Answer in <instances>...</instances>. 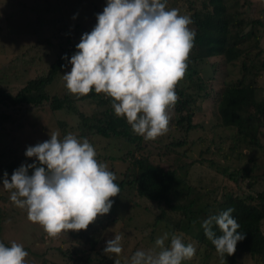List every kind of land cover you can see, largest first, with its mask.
Returning a JSON list of instances; mask_svg holds the SVG:
<instances>
[{"label":"trees","instance_id":"1","mask_svg":"<svg viewBox=\"0 0 264 264\" xmlns=\"http://www.w3.org/2000/svg\"><path fill=\"white\" fill-rule=\"evenodd\" d=\"M104 1L107 4V0ZM243 3L247 1L244 0ZM168 7L178 8L181 14L189 15L193 21L190 27L196 35L189 57L192 65L189 60L187 61L186 79L190 82L198 80V92L203 90L204 81L198 77L197 68L206 59L219 58L225 67L223 77L225 79L217 85L212 98L217 109L219 124L226 129H231L234 139L228 148H224L221 144L217 145L214 154H219L224 160L240 159L241 162L243 158L245 159V155H241L240 149L248 150V153H254L253 150L256 149L263 154L262 159L257 156L249 157L244 165H239L237 168L227 166L221 168L214 161L192 159L189 163L178 167L183 170L181 175L175 168L165 169L161 165L153 164L150 160L153 153L145 152L150 146L157 145L159 141L146 140L137 135L126 118L115 115L111 107V98L103 93L97 94L93 90L87 96H79L73 100L66 86L63 88L62 95H52L49 92L48 87L55 82L59 73L71 67L70 59L77 51L76 45L80 42L82 35L90 32L94 26L88 28L82 22L68 26L62 19H44L37 14L32 23L31 40L26 43L23 41L21 46H12V51H16L12 56L4 55V62L0 63V84L12 76H18L21 67L31 69L45 61L47 71L30 79L15 94L0 85V147H5L17 138V133L5 125L11 122L13 117L15 118L14 112L24 107L36 110L47 109L48 113L55 117L54 123L57 124L61 139L68 134L67 126L63 121L56 119V116L72 113L78 119L77 131H81L76 135L77 138H87L93 144L99 161L100 156L95 139H119L130 146H135L134 150L120 157H108L103 162L106 160L112 163L120 162L126 166L123 177L117 178L116 181L121 191L114 197L115 200L124 198L126 201L135 202L136 205H139L138 201L145 203L147 212L153 216V223L147 224L138 231L141 235L139 245L145 243L151 249L154 248L158 234L155 230L162 226L161 228L169 229L170 233L183 232L186 243L191 239L197 242L201 250H197L196 258L202 256L201 262L197 264H208L209 259L213 257L221 262L214 245L204 235L201 221L210 214H219L233 207L235 209L233 217L241 226L238 231L244 233L246 238L238 242L234 255L225 257L224 264H244L243 259L246 256L263 261L264 188L258 187V180L263 178L264 183V162H262L264 145L260 139L262 132L264 136V95L260 94L257 80L264 72V49L261 46L264 20L246 16V13L242 11L243 4H240L238 0H168ZM65 56L67 60L64 59ZM9 57L12 58L7 59ZM235 69L238 70L239 78L232 82L226 81ZM23 70L27 73L25 69ZM188 89L189 87H183L178 91L179 100L173 108L177 113L187 111L186 116H180L176 122L177 126L186 124L187 132L196 128L192 124L193 111L189 109V106L195 100L194 97L198 96L187 94ZM209 94L205 92L200 97H209ZM86 101L92 102L98 108L106 107L89 116L82 113L76 105ZM28 113L23 115L28 117ZM17 128H23V123H19ZM11 134L13 137L10 136ZM146 145L147 149L144 148ZM183 145L185 141L172 143L166 149L174 151L175 148ZM208 153L210 148L204 151V154ZM232 153H238L241 157L232 158L230 155ZM181 156L186 157V154L183 153ZM18 161L20 162L2 165V176L7 172L8 178L11 179L13 172L22 164L38 163L36 158L27 156H20ZM206 161H209L208 164H205ZM204 164L205 170L200 169ZM196 165L200 167L197 170L201 171H193V168H198L195 167ZM110 170L115 173L114 170ZM212 172L221 177V182L204 193L198 192L200 184L197 187L188 182L190 173ZM29 174H32L31 170ZM2 187L3 185L0 184V188ZM191 194L192 196L201 194V196L190 199ZM219 196H222V199ZM182 200L185 202L183 203ZM116 205L117 203L113 202L110 213L99 216L87 230L71 231L70 236L82 244L92 243L91 250L94 254H86L84 250L77 249L81 256L73 258L72 253L75 252L72 250L69 249L66 254L61 249H57L61 256L66 254L71 260L80 264H115V260L109 259L101 252L98 253L95 245L107 228L115 226L121 220L114 213L113 208ZM1 231L0 223V234ZM214 231L218 235L221 234L218 228L214 227ZM167 243H170V240ZM24 248L29 255L33 256L31 264H57L46 259V253L49 251L39 249L37 243H33L35 248L33 252L26 246ZM186 263L196 264L194 260L193 262L185 261ZM121 264L125 263L121 262Z\"/></svg>","mask_w":264,"mask_h":264},{"label":"clouds","instance_id":"2","mask_svg":"<svg viewBox=\"0 0 264 264\" xmlns=\"http://www.w3.org/2000/svg\"><path fill=\"white\" fill-rule=\"evenodd\" d=\"M96 19L76 45L71 71L62 75L66 88L80 97L93 90L105 94L115 115L126 118L146 140L164 135L194 47L191 17L169 8L168 0H107ZM25 155L38 163L22 164L10 180L5 172L3 187L10 191L11 202L25 209L29 221L40 224L49 237L87 230L99 216L110 213L112 198L121 189L116 174L97 159L87 138L69 133L61 139L58 131L50 132L49 140L28 146ZM234 211L229 207L201 221L221 264L246 238L238 231ZM185 239L183 232H165L154 248L137 250L129 264H183L197 254L195 242ZM121 241L115 234L103 250L109 258L115 256V264H121ZM28 255L22 244L12 242L9 247L0 242V264H26Z\"/></svg>","mask_w":264,"mask_h":264},{"label":"rangeland","instance_id":"3","mask_svg":"<svg viewBox=\"0 0 264 264\" xmlns=\"http://www.w3.org/2000/svg\"><path fill=\"white\" fill-rule=\"evenodd\" d=\"M240 4H243V10L246 16L251 19H261L264 20V0H246L247 3H243L244 0H238ZM106 2L104 0H0V63H3L4 55L12 56L16 51H12L13 47L21 46L27 41L31 40L32 35L30 33L33 31V19H35L36 14L41 15L44 19H62L68 26H72L75 23L86 24V27L95 26L97 23V14L102 13ZM34 12L35 14H33ZM91 22V23H89ZM263 38L261 40V46L264 49V31L261 32ZM13 46V47H12ZM19 54V53H18ZM16 54V55H18ZM191 55V53H190ZM190 57V56H189ZM9 57L7 59H10ZM190 65H192L191 59ZM49 63V61H48ZM72 67V66H71ZM71 67H67L65 70L61 71L56 78L55 82L48 87L49 92L52 95L58 94L62 95L64 91L65 81L62 79V75L71 71ZM224 65L221 63L219 58H209L206 59L198 68V77L204 81L203 90L198 92L197 84L198 80H193V82L184 79L178 84L176 92L180 91L183 87L189 89L187 94L198 95L194 97L193 103L189 106V109L193 111L192 124L196 126L195 129L186 131V124L182 126H177L176 122L179 120L180 116H186L187 111L184 110L182 113L175 112L171 109V121L169 124L168 131L158 138L154 139L159 141L157 145L150 146L145 152L151 151L153 155L150 160L155 165H161L165 169L172 168L178 170L177 172L181 175L183 174L182 169H178L179 166L189 163L192 159L200 160L205 159L209 161H214L217 166L221 168L231 167L237 168L239 165H244L245 160L249 157L257 156L262 159V153L259 150H253L254 153H248V150L240 149L241 155H245L240 162L224 160L222 156L215 153V148L217 145H223L224 148H228L232 145L234 136L231 129H226L222 127L219 123L217 116V109L213 101V93L217 89V85L225 78L224 77ZM25 69L27 73L23 70ZM218 70L217 72H215ZM47 71V65L45 61L42 64H37L36 67L31 69L20 68L18 76L10 77L4 80L0 85L2 88L6 89L12 94H15L19 88L25 85L30 79L36 78L38 75L45 74ZM187 74V73H186ZM239 78L238 70H233V73L229 76L226 81L232 82ZM7 81V82H5ZM257 85L260 86V94L264 95V72L261 77L257 80ZM213 92H210V91ZM209 92V97H200L204 93ZM79 96L72 94V99L76 100ZM179 97V95H178ZM77 108L82 113L87 115H94L96 112L102 111L103 108L96 107L92 102L86 101L83 103H77ZM28 117L23 114L27 113ZM12 123L9 122L5 127L12 129L17 133V138L14 142L5 145V147H0V184L3 185L4 176L1 174V166L11 163H18L20 156H26V150L28 146H35L37 143L44 142L50 139V132H59L57 129V124L54 123L55 117L48 113L47 109H31L30 107H24L13 113ZM77 117V116H76ZM72 113L59 114L56 119L63 121L67 126L68 134L72 133L74 135L80 134L81 131H77L78 119ZM19 123H23V128L18 129ZM60 133V132H59ZM13 137V134L10 135ZM143 138V137H142ZM261 143L264 145V136L262 132ZM185 141V145L182 147L175 148L174 151L167 150L166 147L170 146L172 143H178ZM11 142V140H8ZM96 147L99 151L100 161H105L108 157H120L126 154L128 151L134 150L135 146H130L126 144L123 140L119 139H95ZM12 145V146H10ZM147 145L144 146L147 149ZM210 148V153L204 154V151ZM203 154H200V153ZM183 153L186 157L181 156ZM239 153V152H238ZM238 153L230 154L232 158L239 156ZM19 157V158H18ZM241 157V156H239ZM35 159V158H33ZM206 161L205 164H208ZM264 162V160L262 161ZM109 169L115 171L117 178H122L125 172V164L120 162H110L106 160ZM193 171H201L197 169L205 170V165ZM247 164V163H246ZM192 171V172H193ZM211 171V169H210ZM133 176V175H131ZM190 184L197 186L200 184V189L198 192H206L221 182V177L217 173H190ZM212 178V179H211ZM263 179V178H262ZM262 179H259L258 187L264 188V183ZM10 180V179H9ZM257 188V187H256ZM10 191L5 188H0V223L2 225V231L0 234V240L6 245L11 246L12 242L22 244L24 247H28L30 251L33 252V243L38 244V248H43L48 250L46 253V259L57 264H80L71 260L66 256L67 251L72 250L73 258L81 256L79 250H84V253L94 254L93 244L85 243L82 244L79 240L74 239L70 236L71 231L68 233H62L58 237H49L45 232L43 227L38 223H32L29 221L27 216V211L25 209L18 208L10 200ZM201 194H191L190 199H196L200 197ZM222 199V196H219ZM133 199H136L133 197ZM113 202L117 203L114 213L116 216L121 218L115 226H111L105 230L104 235L100 237V241L95 245L96 250L101 252L104 256V248L106 247V241L109 239H114L115 234L122 236V248L123 251L120 254V261L129 264L132 255L137 250H149L151 249L146 246L145 243L139 245V240L141 235L138 234L139 229L146 227L147 224L153 223V216L147 212L145 208V203L138 201L139 205L135 202L126 201L124 198L117 199L112 198ZM184 203L185 201L182 200ZM3 209V210H2ZM4 211V212H3ZM118 220V219H117ZM156 228L157 237L162 236L165 232H169V229ZM114 229V231H110ZM262 231L264 233V223H262ZM150 229L148 228V233ZM156 237V238H157ZM188 237V236H186ZM190 242H195L197 250H201L197 242L191 239ZM167 243V242H166ZM199 247V249H198ZM38 249V251H39ZM61 249L64 256L57 251ZM37 250V249H36ZM215 256V255H213ZM108 257V256H107ZM33 256L28 255L26 258V264H31V259ZM109 258V257H108ZM115 260V256L109 258ZM202 256H196L191 260L195 263L201 262ZM244 264H264V260L260 261L259 258H250L246 256L244 259ZM185 264V261L183 262ZM187 264V263H186ZM208 264H221L217 258L213 257L209 259Z\"/></svg>","mask_w":264,"mask_h":264}]
</instances>
